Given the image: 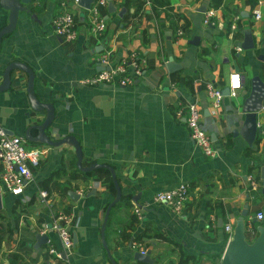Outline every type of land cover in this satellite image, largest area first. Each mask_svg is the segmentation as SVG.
Listing matches in <instances>:
<instances>
[{
	"label": "crops",
	"instance_id": "0c3cea01",
	"mask_svg": "<svg viewBox=\"0 0 264 264\" xmlns=\"http://www.w3.org/2000/svg\"><path fill=\"white\" fill-rule=\"evenodd\" d=\"M61 1L33 0L31 13L20 14L15 30L2 39L0 83L11 62L29 66L35 74L38 99L55 107V118L47 129L51 139L74 136L82 147L85 166L102 163L115 169L122 197L111 209L105 238L117 264H147L134 259L138 250L134 243L151 251L153 264H181L182 256L190 257L184 264H221L229 242L225 225L234 224L248 205L245 221L253 228L255 215L264 211V137L258 142L264 134V108L258 113L263 132L253 146L235 134L245 120L243 103L252 78L259 75L264 80V58H260L264 57V0H164L167 5L158 9V15L150 1L137 12L138 0H113L117 12L109 13L108 5L103 10L107 27L99 37L87 29L86 10L73 7L80 32L72 42L54 31ZM123 8L126 12L119 16ZM203 8L216 11L215 24H204ZM257 8L260 20L254 18ZM236 16H240L238 29L233 30L227 21ZM8 19L9 11L0 5V30ZM246 26L255 37L253 50L238 49ZM103 55H107L108 67L126 62L129 73L134 71L131 58L135 55L142 75L126 86L82 84L80 80L102 69L99 58ZM170 57L179 64L173 71L167 68ZM234 72L241 74L242 88L236 96H224L221 106L214 109L208 85L223 90ZM27 85V73L14 70L9 89L0 92V127L23 137L29 126L46 117L45 111L32 110ZM190 98L197 100L202 111V126L211 136L215 157L204 156L195 146L186 111L179 114ZM31 134L36 136L38 131L33 129ZM28 143L43 151L39 163L31 166L33 181L21 196L1 195L0 210L13 230V248L22 255L19 261L113 264L101 234L107 208L116 198L109 170H94L70 183L64 176L55 177L46 186L45 181L61 167L69 173L76 171L75 148ZM249 175L254 176L256 189ZM180 183L189 185V198L177 214L155 195ZM41 190L49 193L46 201L40 199ZM70 190L81 198L71 199ZM61 210L71 219L74 247L70 253L63 252L52 227ZM24 231H31L33 240L23 237ZM37 233L49 235L61 259L42 255L48 242L40 251L33 248Z\"/></svg>",
	"mask_w": 264,
	"mask_h": 264
},
{
	"label": "built area",
	"instance_id": "2783aa9c",
	"mask_svg": "<svg viewBox=\"0 0 264 264\" xmlns=\"http://www.w3.org/2000/svg\"><path fill=\"white\" fill-rule=\"evenodd\" d=\"M80 0H62L60 5L62 12L57 14L53 20L54 31L57 37L64 41H75L79 36L80 23L77 19L76 11L72 8H81L79 5ZM262 2H259L260 5ZM108 0H96L90 9H85L87 13V29L91 35L99 37L101 36L107 27V23L103 18V10L107 8ZM216 17V11L211 8L204 13V24H215L214 19ZM254 18L260 20L262 13L260 9L254 10ZM240 16L233 18L231 28L233 30L238 29L237 22ZM183 32L179 31V35ZM239 50L240 47H238ZM134 71L129 73L128 65L126 62L112 67L109 66L107 55H103L99 58V65L102 69L95 75L80 80L82 84L95 86L98 84L117 83L119 85H130L142 75V68L140 66L139 58H135V55L131 58ZM242 76L239 72H234L230 75L228 87L230 89V96H236L239 90L242 88ZM207 92L212 100V106L214 109H218L224 98L222 88L208 85ZM186 111V124L189 130L190 137L195 146L206 157H215L217 151L213 146V141L210 134L202 126V111L199 108V104L195 98H190L184 104V107L180 110L179 114ZM28 140L23 136L11 135L4 128L0 127V163L2 164V171H0V193L11 194L13 196H21L25 193V188L28 183L33 181L34 174L31 166H35L42 158L43 151L35 148H28ZM253 189L258 187L257 182L253 175H249ZM41 201H46L49 193L46 190L39 192ZM189 198V185L186 183H180L168 190H162L157 192L155 199L159 203H163L173 212L180 214L185 206L186 201ZM139 218L141 212L139 209L135 210ZM70 216L63 210L59 211L53 222V229L58 234V238L63 252H68L74 247V237L70 227ZM255 220L258 223L264 221V211H260L255 215ZM225 230L229 235V239L233 235L234 224L228 223L225 225ZM45 233V232H44ZM256 234L255 227L248 228V237L252 238ZM134 247L145 254L147 249L140 243H134ZM42 255L55 256L58 259L62 258L60 250L55 245L50 244L48 241V247L41 252Z\"/></svg>",
	"mask_w": 264,
	"mask_h": 264
},
{
	"label": "water",
	"instance_id": "95a60500",
	"mask_svg": "<svg viewBox=\"0 0 264 264\" xmlns=\"http://www.w3.org/2000/svg\"><path fill=\"white\" fill-rule=\"evenodd\" d=\"M96 0H80L79 5L84 9H90L92 4ZM33 3V0H0V5L9 11L8 24L0 30V49L2 44V39L5 35L12 33L19 20L21 13H31V8L29 7ZM108 11L109 13L117 12V8L113 3V0H108ZM206 8H203L201 12H205ZM126 9L123 8L119 11V16H123ZM193 44H198L196 40L192 41ZM241 50H253L256 47L255 37L249 26L244 29V40L239 43ZM263 59V55L260 56ZM179 64L174 62L173 57L169 58L167 63V68L169 71H173L178 67ZM14 70H22L28 75V85L27 94L30 101L31 108L34 112L40 113L45 111V120L40 124H33L26 129L25 138L29 142L41 143L48 146L58 147L63 144H69L75 148V154L77 157L78 169L82 172H92L98 169H107L112 175L114 186L116 189V198L113 200L106 211L104 222L101 229L103 246L107 251L109 258L113 264H117L114 260L111 251L107 245L105 238L106 225L109 219V215L113 206H115L122 197L121 186L117 179V174L115 169L107 164L93 163L88 166L83 164V150L79 141L74 136H67L60 140H52L50 135L47 133V129L52 125L55 118V107L53 104L41 102L34 88V78L35 74L33 70L22 62H11L6 66L2 74L3 81L0 83V92L6 91L11 85V72ZM224 96L230 95L229 87H225L223 90ZM264 108V80L261 76L256 75L251 81V91L248 97L243 103V112L245 113V120L242 128L235 132L236 135H241L249 146H253L256 142L258 136L262 134V129L259 127L258 113ZM35 129L38 131L36 136L31 134V131ZM7 131V130H6ZM8 132V131H7ZM13 135V132H8ZM261 193L264 196V166L261 168ZM68 196L74 201H78L81 195L75 191L70 190ZM136 202V198H133ZM3 207V200L0 193V209ZM248 214V205L245 206L244 211L240 216L235 219L234 231L232 237L229 239L225 253L221 259V264H264V221L262 223H255L256 234L254 237H248V227L245 218ZM35 244L33 248L36 251H40L45 247L49 241V235L47 234H35ZM134 259L138 262H143L147 264H153L154 260L151 258V251H147L142 254L139 250L135 252Z\"/></svg>",
	"mask_w": 264,
	"mask_h": 264
},
{
	"label": "rangeland",
	"instance_id": "374dc122",
	"mask_svg": "<svg viewBox=\"0 0 264 264\" xmlns=\"http://www.w3.org/2000/svg\"><path fill=\"white\" fill-rule=\"evenodd\" d=\"M28 148L40 149L38 146H30L29 143ZM3 212L4 211L0 210V228H4L3 231L0 230V264H22V261H19L22 260V255L15 251L16 248H13L14 245L12 238L8 236L7 231L9 230L10 225L4 220L5 217L2 215ZM22 236L33 240L31 231H24Z\"/></svg>",
	"mask_w": 264,
	"mask_h": 264
},
{
	"label": "trees",
	"instance_id": "16d2710c",
	"mask_svg": "<svg viewBox=\"0 0 264 264\" xmlns=\"http://www.w3.org/2000/svg\"><path fill=\"white\" fill-rule=\"evenodd\" d=\"M139 1V10L137 12H139L141 9H143L145 3L147 1H150L151 4H152V10L153 12H155L156 15H158V9L160 7H163L165 5H167V3L164 1V0H138ZM232 24V20L229 19L227 21V27L230 28ZM188 84H191V82H188ZM264 137V134L262 136L259 137L258 139V142ZM91 172H82L80 171L78 168L76 169L75 172H67L66 168H63L61 167L59 170L53 172L51 174V176L45 181V185L48 186L51 182V180L55 177H61V176H64L68 179V182H72V181H76L78 179H82L84 176H88ZM58 187H61L58 185ZM4 228H0L1 231H3ZM8 233V236L11 238L12 237V234H13V230H11V228H9V230L7 231ZM156 237H158V235H156ZM0 239H1V236H0ZM189 256H182L181 257V264H184L186 263L187 261H189Z\"/></svg>",
	"mask_w": 264,
	"mask_h": 264
}]
</instances>
